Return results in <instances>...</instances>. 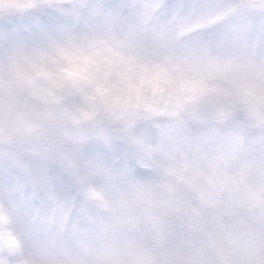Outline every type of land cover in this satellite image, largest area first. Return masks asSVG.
Listing matches in <instances>:
<instances>
[{
	"label": "clouds",
	"instance_id": "1",
	"mask_svg": "<svg viewBox=\"0 0 264 264\" xmlns=\"http://www.w3.org/2000/svg\"><path fill=\"white\" fill-rule=\"evenodd\" d=\"M0 264H264V0H0Z\"/></svg>",
	"mask_w": 264,
	"mask_h": 264
}]
</instances>
